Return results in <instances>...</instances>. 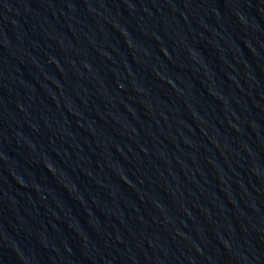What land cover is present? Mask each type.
I'll list each match as a JSON object with an SVG mask.
<instances>
[{
	"label": "water",
	"instance_id": "1",
	"mask_svg": "<svg viewBox=\"0 0 264 264\" xmlns=\"http://www.w3.org/2000/svg\"><path fill=\"white\" fill-rule=\"evenodd\" d=\"M0 264H264V0H0Z\"/></svg>",
	"mask_w": 264,
	"mask_h": 264
}]
</instances>
